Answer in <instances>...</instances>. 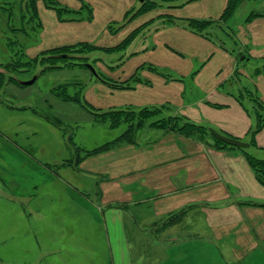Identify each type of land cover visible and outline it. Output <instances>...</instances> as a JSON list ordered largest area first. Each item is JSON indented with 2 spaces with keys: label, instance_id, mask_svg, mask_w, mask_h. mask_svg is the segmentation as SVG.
<instances>
[{
  "label": "crops",
  "instance_id": "crops-1",
  "mask_svg": "<svg viewBox=\"0 0 264 264\" xmlns=\"http://www.w3.org/2000/svg\"><path fill=\"white\" fill-rule=\"evenodd\" d=\"M56 1L69 12L38 0L37 44L27 54L89 44L103 53L98 69L115 85L87 77L88 108L155 111L134 141L68 166L74 183L82 181L75 184L80 190L66 192L78 204L70 206L66 255L55 257L60 246H54L41 251L37 264L45 258L46 264H264V206L243 203H264V184L245 148L153 125L184 117L248 142L246 149L264 159V125L250 133L264 115V0H239L227 18L230 0H152L158 4L131 20L127 13L141 7L139 0ZM191 19L221 22L200 33L188 26ZM132 78L130 86L118 85ZM80 107L77 118L97 123ZM41 175L37 184L56 174ZM92 208L113 226L108 257L91 254L100 252L99 242L78 235L95 219Z\"/></svg>",
  "mask_w": 264,
  "mask_h": 264
},
{
  "label": "rangeland",
  "instance_id": "rangeland-1",
  "mask_svg": "<svg viewBox=\"0 0 264 264\" xmlns=\"http://www.w3.org/2000/svg\"><path fill=\"white\" fill-rule=\"evenodd\" d=\"M28 1L0 0V66L5 70L1 76L4 84L0 87V264H37L41 251L54 246H60L55 257L66 255L62 241L68 240L66 228L69 227L71 208L78 205L75 198H66V192L75 188L80 190L75 184L81 186L82 181L77 179L79 183L76 180L74 183L70 176L68 162L74 160L75 149L69 137H73L76 144L91 149L113 139L126 126L122 124L112 129L107 122L89 125L85 118H77L79 113L73 114L81 110L80 103L66 101L56 94L58 86L80 83L79 87H82L87 77H96L90 65L100 72L97 63L103 56L100 50L84 53L89 56L88 68L70 63L67 66L66 61L60 60L52 61L60 68L44 71L49 63L45 66L26 64L37 56L27 54V49L37 44V31L32 28L36 23H27L23 19L24 11L29 15ZM249 5L259 7L255 1ZM13 27L25 29L13 31ZM27 34L28 39L24 37ZM23 47H26L24 55ZM36 76L35 82L28 85H19L12 80L17 78L25 82ZM69 90L73 93L76 88L69 87ZM67 107H74V112L65 109ZM56 120L63 123L62 128ZM43 170L57 176L38 180L40 183L37 184V176H42ZM93 186L90 184L94 189ZM48 190L55 194L52 199L42 197ZM39 209L41 215H37ZM92 209L95 219L89 217L91 222L81 232L78 230V235L84 242H99L97 249L100 252L96 249L92 252L91 248V254L108 257L107 244L114 242L115 236L113 226L105 223L102 212ZM45 229L51 233L47 234ZM45 261L47 258L42 264H46Z\"/></svg>",
  "mask_w": 264,
  "mask_h": 264
},
{
  "label": "trees",
  "instance_id": "trees-1",
  "mask_svg": "<svg viewBox=\"0 0 264 264\" xmlns=\"http://www.w3.org/2000/svg\"><path fill=\"white\" fill-rule=\"evenodd\" d=\"M37 1L38 0H30V1H28L29 3H26L27 9H28L27 13L29 15L27 16L26 11H24L23 12V19H25V22H27V23L34 21V23H36V26H32V28L38 32L40 22H39V18H38V14H37ZM45 1H46L47 5H49L52 8L57 9L60 13H63L64 11L69 12L68 8L61 6L56 0H45ZM238 1L239 0H230L229 1L228 7H227L226 12L224 14V18H227L229 15L232 14V12L235 9V6L237 5ZM157 4L158 3L156 1L145 0L144 2L141 3V7L139 9L129 10V12L127 13V16H126V20H129V19L131 20L133 17L139 15L140 13L147 11L149 9H152ZM73 13L77 14L79 12H73ZM11 15H9L10 20L12 18ZM73 16H76V15H73ZM64 18L68 19L71 17H64ZM7 21H8V18H7ZM217 21L219 23L221 22L220 20H216V21L202 20V21H199V20L191 19L188 21V26L191 29H193L194 31L203 33L208 28L212 27L213 25H216L218 23ZM24 29L25 28H23V29L16 28V27L12 28L13 31H23ZM24 34L26 35V33H24ZM25 35H24V37L28 39V34H27V36H25ZM128 40L129 39H127L123 43V46L128 44V42H127ZM119 47H122V44ZM25 49H26V47H23V49H22L23 55L26 52ZM93 49L94 48L89 44H77L74 46L52 48V49H49V50L42 52L41 54H39L35 58H31V60L28 61L26 64L31 65L33 63H37V64L40 63V64H43L45 66L47 63H49L45 66L46 68L43 69V71H44L45 69L55 67L52 61L60 60V61H66L67 66L70 63L72 66L78 65L81 67L88 68L89 56L87 54L85 55L84 53L88 52L89 50L92 51ZM79 55H80V57H78ZM96 60H98V58ZM0 67L2 68V66H0ZM55 68H60V67H58L56 65ZM4 72H5V70H3V71L0 70V87H2V85L4 84L3 83L4 80L1 77ZM96 78L101 79L105 82H108L112 85H115L113 80H111L110 78H108L106 76H103L100 72H97ZM12 80H15L16 82H18L19 85H25L22 83V81H20L17 78H12ZM132 81H134L133 78L131 80L125 82V83L118 84V85L127 87V86L131 85ZM80 85H81L80 83H69L66 85H62L60 87L58 86L59 89L57 87V88H55V91H57L56 94L58 97H61L62 99L66 100V101H74V102L80 103V105L89 109L87 104L83 101V98H82L83 86L79 87ZM69 87L76 88V90L73 93H71L69 90ZM253 98L255 99V101L257 100L259 102V99L256 95ZM259 104L264 108L263 103L259 102ZM89 110L92 111L94 118L97 122H107L109 127L112 129H117L122 124H125L126 126L124 127V130L120 134L115 136L113 139L105 141L102 144L97 145L91 149H88V148H85V147H82V146L76 144L73 137H69V142L72 143L71 145L74 146V149H75V157H74L73 161L68 162V163L70 165L75 166V167H77L79 165V163L81 162V160L87 156L95 155V154L101 153L105 150L111 149L116 144H118L122 141H132V140L134 141L137 137V132L139 131V129L147 122V119L150 116V114L155 111V110H150L149 108H142L139 111L131 110V109H119V110L118 109H111V110H104V111H94L92 109H89ZM56 122L62 128L63 123H61L60 120H56ZM153 125L163 126L164 128H168V129L180 130V131L185 132L188 135L199 136L200 138H205V135L208 134L214 139V141L217 144H219V146H233V145L227 144V143L223 142L222 140L213 136L210 133L208 127L194 124V123L190 122L189 120L185 119L184 117H179V118L170 117L167 119L164 118L161 120H156L155 122H153ZM263 125H264V115H261V116H259V119L256 121V124L253 125V127L251 128V130H250L251 135H255V133H257L263 127ZM240 149H242V148H240ZM242 150L246 153L247 159L249 160L251 166L253 167V169L257 175V178L259 179V181L261 183L264 184V159L259 158V157L255 156L254 154H252L250 152L249 148L248 149L245 148ZM243 203L252 204V205L257 204V205L264 206V203H259V202H254V201H247V202H243Z\"/></svg>",
  "mask_w": 264,
  "mask_h": 264
},
{
  "label": "water",
  "instance_id": "water-1",
  "mask_svg": "<svg viewBox=\"0 0 264 264\" xmlns=\"http://www.w3.org/2000/svg\"><path fill=\"white\" fill-rule=\"evenodd\" d=\"M141 2H144L145 0H139ZM91 67V70L94 72V74L97 75V71L95 70L94 67ZM0 70L3 71L4 69L0 67ZM37 76L34 77L33 79L29 80V81H25V82H22L23 84L25 85H28V84H32L35 82ZM209 131L218 139L222 140L223 142L227 143V144H230V145H233V146H237L239 148H247L250 146V144L248 142H244L242 140H239V139H236V138H231V137H228V136H225L221 133H219L218 131H216L215 129L213 128H210Z\"/></svg>",
  "mask_w": 264,
  "mask_h": 264
}]
</instances>
